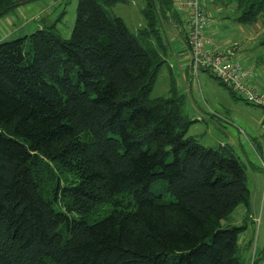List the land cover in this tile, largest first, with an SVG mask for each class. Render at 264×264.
<instances>
[{
	"label": "trees",
	"instance_id": "1",
	"mask_svg": "<svg viewBox=\"0 0 264 264\" xmlns=\"http://www.w3.org/2000/svg\"><path fill=\"white\" fill-rule=\"evenodd\" d=\"M127 1L78 0L69 39L51 25L0 42V264H241L245 226L224 222L249 212L245 168L186 136L175 89L151 96L157 14L180 18L145 0L141 42L111 11ZM214 1L243 25L264 12Z\"/></svg>",
	"mask_w": 264,
	"mask_h": 264
},
{
	"label": "rangeland",
	"instance_id": "2",
	"mask_svg": "<svg viewBox=\"0 0 264 264\" xmlns=\"http://www.w3.org/2000/svg\"><path fill=\"white\" fill-rule=\"evenodd\" d=\"M77 3L78 0H23L3 17H31L36 20L33 25H53L62 38L69 39L75 24ZM144 4L145 0H128L115 4L111 9L141 42L145 40L138 34L146 26L142 15ZM235 5L236 1L224 6L214 0L207 5L212 20L210 35L217 48L212 47L231 51L244 70L252 71L251 82L254 83L257 77L261 86H264V12L257 15L254 25H243L234 20L238 14ZM175 19L157 14L159 42L166 49V55L151 96L167 97L170 89H175L177 96L184 99L183 114L190 122L186 136L206 148L216 150L220 146L228 147L245 168L246 186L252 198L255 189L253 178L258 177L256 223L254 219L253 223L246 220L236 222L235 210L224 225L245 226L239 238L241 264H264V108L238 98L213 73L205 71L198 76L191 75L190 57L183 43L184 25L181 22L176 26L170 25V21L173 23ZM6 26L1 29L3 35L9 34L10 27ZM31 27V31L16 33L4 41L15 40L25 34L28 36L37 30ZM148 39L154 47H158L159 42L151 37ZM186 76L191 79V83L186 81ZM188 85L191 86L190 92L187 90ZM255 88L259 91L262 87ZM106 210L109 211L110 207L105 206L100 215ZM247 235L250 239L243 241Z\"/></svg>",
	"mask_w": 264,
	"mask_h": 264
},
{
	"label": "built area",
	"instance_id": "3",
	"mask_svg": "<svg viewBox=\"0 0 264 264\" xmlns=\"http://www.w3.org/2000/svg\"><path fill=\"white\" fill-rule=\"evenodd\" d=\"M163 1H168L174 13L183 21L191 75L198 76L200 72L205 71L213 73L223 85L230 87L238 98L250 105L264 108V93L251 85L252 71L244 70L235 61L231 51L212 47V38L209 36L212 20L207 9L212 0Z\"/></svg>",
	"mask_w": 264,
	"mask_h": 264
},
{
	"label": "crops",
	"instance_id": "4",
	"mask_svg": "<svg viewBox=\"0 0 264 264\" xmlns=\"http://www.w3.org/2000/svg\"><path fill=\"white\" fill-rule=\"evenodd\" d=\"M57 2L58 1H62V0H56ZM52 7H48V9H51ZM47 9V10H48ZM26 17V16H25ZM25 17H23V18H19V17H14V19H13V17H6V19H4V17L3 18H1L0 19V42H3L4 40H6V39H8V38H10L11 36H13L14 34H16V33H27V31H31V29H32V27H31V25L33 26V27H35V28H37V30L38 29H41V28H45V27H47L48 25L50 26V24H48V25H44V26H40L39 24H41V23H39V24H35V25H33L34 24V22L36 21L34 18H32L31 19V17L30 18H25ZM39 17H37V19H38ZM180 22L182 23V25H184L183 24V21H181L180 20ZM36 23V22H35ZM8 25V27H10L9 28V30H8V32H9V34L8 35H3L2 34V31H1V29H2V27H7L6 25ZM39 25V26H38ZM41 25H43V24H41ZM170 25H173V26H176L174 23H170ZM37 26V27H36ZM146 27V26H145ZM8 29V28H7ZM211 34V30L209 31V36H211L210 35ZM27 34H25L24 36H26ZM23 37V36H22ZM184 38V37H183ZM183 43H184V45H186V43H185V38L183 39ZM212 46L213 47H216L214 44H213V42H212ZM217 48V47H216ZM165 49V48H164ZM166 50V49H165ZM186 51H187V48H186ZM166 55V54H165ZM185 54H183L182 56H184ZM189 57V56H188ZM236 57V56H235ZM190 61V60H189ZM235 61H236V59H235ZM237 62V61H236ZM245 65V67H246V64H244ZM187 75V74H186ZM185 79H186V81L187 82H189V83H191V79L190 78H188V76H186L185 77ZM254 83H252L251 82V85L255 88V87H262L261 88V90H259V91H264V86H261V82L259 83L258 82V78L256 77V80L255 81H253ZM256 89V88H255ZM187 90H188V92H190L191 91V86L190 85H188L187 86ZM257 90V89H256ZM253 180H254V185H253V187L255 188L254 189V196H253V198H252V196H251V204H250V208H249V212H247V210H246V208L245 207H242V206H240V207H238L237 209H236V211H235V213H234V219H237L236 220V222H239V221H241L242 220V222L243 221H249V222H251V223H253V219L255 220V223H256V221H257V215H256V213H257V202H258V199H257V196H258V193H257V188H256V184H257V180H258V177H254L253 178ZM261 204H262V202H261ZM248 236L249 235H247L246 236V238H244V239H242L243 241L244 240H248V239H250V238H248ZM260 252V251H259ZM261 263V262H260Z\"/></svg>",
	"mask_w": 264,
	"mask_h": 264
}]
</instances>
